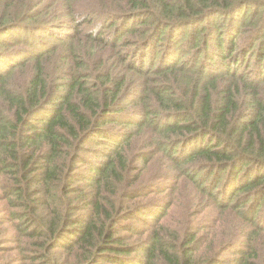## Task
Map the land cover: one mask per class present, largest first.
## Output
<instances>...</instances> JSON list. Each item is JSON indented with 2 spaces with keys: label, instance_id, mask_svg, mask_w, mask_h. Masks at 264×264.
Here are the masks:
<instances>
[{
  "label": "trees",
  "instance_id": "1",
  "mask_svg": "<svg viewBox=\"0 0 264 264\" xmlns=\"http://www.w3.org/2000/svg\"><path fill=\"white\" fill-rule=\"evenodd\" d=\"M263 210L264 0H0V264H264Z\"/></svg>",
  "mask_w": 264,
  "mask_h": 264
},
{
  "label": "rangeland",
  "instance_id": "2",
  "mask_svg": "<svg viewBox=\"0 0 264 264\" xmlns=\"http://www.w3.org/2000/svg\"><path fill=\"white\" fill-rule=\"evenodd\" d=\"M244 14H246V10H244L243 11V13H239V16H237L238 18L241 16V15H244ZM97 21H102V19H99V20H97ZM53 25H55L56 26V24H53ZM57 25H59V24H57ZM96 25H97V28H99L100 27V24H98L97 22H96ZM111 35V32H107V36L109 37ZM41 39H43V38H41ZM155 48L153 47V50H154ZM159 50H160V47L158 48ZM153 52V51H152ZM149 54H151V56H152V60H154V54H152L151 53V51H150V49L148 48V50L146 51V55L148 56ZM161 54V53H160ZM159 55V54H158ZM156 56V55H155ZM190 57L191 56H188L187 55V59H190ZM144 55L142 54H140V56H138V59L139 60H141V61H143L144 60ZM168 58H170V57H167L166 58V62L167 63H171V62H173L172 60H168ZM146 63H148V57L146 58ZM156 61L159 63V61H158V59H155V63H156ZM219 66L217 65V64H215V63H212V64H210L209 65V69L210 70H213V69H217ZM251 68V67H250ZM249 71V70H248ZM131 108V107H130ZM120 116V115H119ZM122 117V116H121ZM119 118L118 119V121H116V122H113V123H111L110 124V127L111 128H108V129H110L111 131H112V133H114V134H117V133H120V131H124L125 129H127V125L126 124H124L125 122H124V118L122 117V118ZM200 139H202V138H200ZM203 140V139H202ZM197 144H199V142L198 141H195L194 142V144H192V145H194V147L197 145ZM191 145V146H192ZM190 146V147H191ZM90 149V148H89ZM100 149V147H98V148H96V151H98ZM93 151H95V150H93V148H92V151H89L87 154L88 155H92V152ZM264 211V210H263ZM263 211H262V213H263ZM261 213V214H262ZM142 215H145V213L144 214H142ZM133 223H134V225H139L137 222H134V221H132ZM262 223H264V217H263V219H262ZM237 251V250H236ZM233 256V254L232 253H227L226 254V257H232Z\"/></svg>",
  "mask_w": 264,
  "mask_h": 264
}]
</instances>
